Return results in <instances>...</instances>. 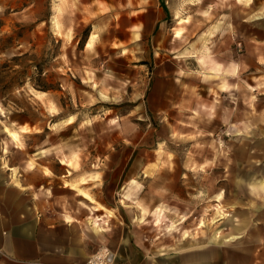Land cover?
Returning <instances> with one entry per match:
<instances>
[{"label":"rangeland","instance_id":"rangeland-1","mask_svg":"<svg viewBox=\"0 0 264 264\" xmlns=\"http://www.w3.org/2000/svg\"><path fill=\"white\" fill-rule=\"evenodd\" d=\"M246 1L0 0V177L16 187L17 237L26 221L39 230L41 218L67 224L69 216V223L94 220L108 238L130 237L140 264L182 257L188 248L195 258L202 245L210 258L217 246L220 255L233 246L236 264H254L264 225L253 224L264 221V197L251 195L243 181L236 187L233 148L247 137L246 157L264 160V135H233L227 119L221 126L218 112L231 102L222 104L217 84L228 78H207L212 73L201 62L230 65L233 48L243 59L244 46L264 40V0ZM206 10L211 19L202 21ZM238 18L245 21L233 39L224 26L235 27ZM251 77L252 116L264 64ZM6 129L18 132L21 147ZM153 161L159 165L150 174ZM66 182L105 209L90 210L93 202ZM240 232V241L226 240ZM94 236L90 254L105 249L122 263L127 243L112 249Z\"/></svg>","mask_w":264,"mask_h":264},{"label":"crops","instance_id":"crops-1","mask_svg":"<svg viewBox=\"0 0 264 264\" xmlns=\"http://www.w3.org/2000/svg\"><path fill=\"white\" fill-rule=\"evenodd\" d=\"M146 1V0H145ZM151 1L153 4L155 0H148ZM159 1V0H157ZM241 1V0H239ZM247 3L250 1L247 0ZM158 3V2H157ZM220 7L217 6L214 8V14L218 17V12ZM209 12L206 10L205 16H201L202 21H207L211 19V16L208 14ZM158 16H160L159 20L162 18L160 11H158ZM235 13L232 12L231 16L234 17ZM184 20L188 21V18H183ZM141 21L145 22V18ZM234 21V20H233ZM245 21L244 19L238 18L237 23L233 24L235 27L231 26H224L227 29L232 30V37L233 39L238 36L240 37V22ZM180 22V20H179ZM237 26V28H236ZM215 30L221 29L222 24L218 23L215 26ZM250 27V26H249ZM236 28V29H235ZM178 30V29H177ZM214 30V32H215ZM182 31V30H181ZM181 33L176 31V35L179 36ZM91 38V35H90ZM94 40L93 38H91ZM91 41V40H90ZM249 42V41H248ZM256 44L253 45L251 43L248 46H244L245 49L242 52V57L235 49L233 48L231 52V64L228 65V60L223 65L217 61L214 57L208 59H202L201 62L205 63V69L208 70L210 74L207 78L216 77L217 75L226 74L228 81H222L217 84L221 89V102L225 101V99L230 98V106L228 107V111L221 110L218 112L217 117L219 118V122L221 119V126L224 127V119L226 123L230 124L229 128H231V133L233 135H240L246 133H253L258 135L257 139H259V135H264V91L258 92L259 101L258 105L256 106V114L250 115V109L246 110V106L250 108L252 106L253 100L250 99V92L257 89L255 87V83H252L251 77L253 71L256 70L257 65L264 64V40L256 41ZM197 45V43L195 44ZM217 50H219L220 46L217 45ZM247 50V51H246ZM246 54L248 56H246ZM189 57H193V54ZM230 80V81H229ZM227 84V85H226ZM231 86L230 89H227L228 86ZM246 85L250 86L252 89H247ZM227 89V90H226ZM230 90V91H229ZM229 91V92H228ZM175 94V93H174ZM181 94V93H180ZM176 95V94H175ZM182 95V94H181ZM185 99V104L189 105V102ZM178 100V98H175ZM255 103V102H254ZM185 105V106H186ZM255 107V108H256ZM249 112V113H247ZM249 118V120L246 119ZM253 124V125H252ZM7 134L10 136L12 141L16 143L18 147H21V141L19 140V134L16 130H9L6 129ZM186 131V130H185ZM14 133L17 134V137L14 136ZM188 135V134H187ZM192 136V134H189ZM198 137V134L195 135ZM192 139L190 138V141ZM240 140V139H239ZM247 137L244 138V141H238V146L233 148V152L235 158H233V165H236L235 173H234V183L237 184L240 190L243 189L241 185V181L245 182L246 186L249 189L251 195L256 197H264V163L261 161L264 160H252L246 157V153L244 149L247 145L252 143ZM261 140H264V137L261 136ZM248 147V146H247ZM219 158V157H218ZM254 161V163H253ZM65 163L67 166H72L75 168V165L72 161H61ZM32 161L28 162L27 166L30 168L32 166ZM71 164V165H70ZM248 166V167H247ZM242 167V168H241ZM246 167V168H244ZM15 170V168L13 169ZM44 171L49 174L50 170L44 168ZM237 171V173H236ZM87 178L81 177L79 182H86ZM30 183H33L31 180ZM67 183V182H66ZM128 183V182H127ZM68 184V183H67ZM70 188L74 189L77 194H80L86 198H88L93 204L97 207L90 206V210H100L105 209L100 203L96 202L86 191L82 188L78 187L75 183L68 184ZM24 195L30 196L32 198V192L24 191ZM240 197V196H239ZM241 198V197H240ZM1 199H3V206L4 211H1ZM239 199V198H238ZM240 206V205H238ZM29 207L25 206V213L27 214V209ZM30 207V212L31 211ZM243 208L250 209V207L243 206ZM6 210V211H5ZM255 212L258 211V208L255 207ZM108 215H111V211L107 210ZM247 213H250L247 211ZM16 187L14 183H11L9 176L4 180H1L0 177V264H31L35 260H39L45 264H73V263H83L85 259L90 255L91 251L94 249V245H91V232L95 235L94 238L99 239L101 236L104 243L111 247L112 249H117L121 245L125 250L124 245L127 243L125 237L120 239L119 237L113 236L112 238H108L105 232L108 231V228L104 227H96L94 220L88 219L87 224L83 225L81 221H77L76 223H69L70 217L66 216L68 221L67 224L63 222H53L49 221L48 218L39 222V230L35 229L34 225H37L35 221L24 223L22 229V236H18L16 234ZM220 215L217 220L224 219ZM255 214V213H254ZM240 218V216H239ZM99 219V217H98ZM216 220V221H217ZM244 219H241L240 223L244 224ZM250 218L248 219V221ZM139 223L138 225H140ZM264 225V221L259 222L256 220L253 225ZM129 225H134L132 222ZM137 225V224H136ZM143 225V223H142ZM233 225V224H232ZM235 225V224H234ZM247 225H250L248 222ZM243 225H238L237 228L240 230ZM107 237V238H105ZM243 238L241 232L229 236L226 240L227 241H236L241 240ZM257 247L259 250L257 251L258 255L257 259L255 260L254 264H264V243H261ZM137 244V243H135ZM131 248V250H130ZM219 246H217L216 256L210 258L208 255L207 246L204 248L203 245L200 248L198 257L196 256L193 258L192 256L188 255L193 251V249L185 250L184 255L182 257H165L167 260L162 262H157V264H236L237 260L234 256L230 255L231 251H233V246L229 247L226 250H222L223 254L220 255L219 253ZM262 249V251H260ZM195 251H198L195 249ZM194 251V252H195ZM227 252V253H225ZM1 254H3L1 256ZM122 263L119 264H140L137 262V249H135L134 245L128 239V243L126 245V253L122 255ZM145 257V256H144ZM143 257V258H144ZM261 257V260L258 259ZM19 259V260H18ZM183 259V261H182ZM239 262V259H238ZM143 264H150L147 259L144 260ZM238 264V263H237Z\"/></svg>","mask_w":264,"mask_h":264},{"label":"built area","instance_id":"built-area-1","mask_svg":"<svg viewBox=\"0 0 264 264\" xmlns=\"http://www.w3.org/2000/svg\"><path fill=\"white\" fill-rule=\"evenodd\" d=\"M83 264H114V255L110 251L100 249L93 254H90Z\"/></svg>","mask_w":264,"mask_h":264},{"label":"bare ground","instance_id":"bare-ground-1","mask_svg":"<svg viewBox=\"0 0 264 264\" xmlns=\"http://www.w3.org/2000/svg\"><path fill=\"white\" fill-rule=\"evenodd\" d=\"M91 34H92V37H94V36H96L97 31L93 30V31L91 32ZM16 132H17V131H16ZM14 136L17 137V134L14 133ZM161 153H162V150H157V152H156V154H158V156H157V161H158V159H160ZM157 161H153V162H151V163L147 166V168L145 169V171L148 172V173H150V174H153V172L158 168V165H159ZM220 217L223 218L224 215L222 214V216H220Z\"/></svg>","mask_w":264,"mask_h":264}]
</instances>
